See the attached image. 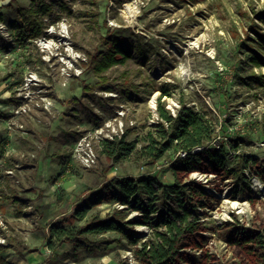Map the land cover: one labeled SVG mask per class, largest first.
<instances>
[{"label":"rangeland","instance_id":"rangeland-1","mask_svg":"<svg viewBox=\"0 0 264 264\" xmlns=\"http://www.w3.org/2000/svg\"><path fill=\"white\" fill-rule=\"evenodd\" d=\"M45 1L52 5L53 15L43 18V33L24 45L13 41L8 25L16 20L19 7L30 6V0H10L0 9V244L16 238L36 251L7 250L5 259L14 264H127L130 253L135 264H145L138 255L142 245L150 246L165 228L158 225L155 214L145 220L144 208L151 199L145 195L120 207L124 197L113 179L150 176L174 186L169 168L173 150L153 165L136 154L159 123L157 99L163 88L167 95L161 101L172 116L182 105L212 112L215 140L227 145L228 166L240 163L246 178L240 183L248 187L242 190L234 178L221 179L205 171L180 179L196 183L204 195L200 200L180 198L183 209L200 226L182 242L179 263L264 264V90L242 87L236 78L249 68L246 60L252 53L264 56V42L250 30L264 34V0ZM126 4L136 9L133 17L124 13ZM109 33L129 39L135 49L134 60L104 73L110 80L125 78L134 85L128 98L117 91H82L84 84L98 82L87 68L86 53L105 51L99 39ZM242 42L252 50L242 48ZM137 47L147 57L145 64ZM253 71L264 73V68ZM120 109L125 110L124 140L134 142L135 151L110 158L91 135L96 162L83 167L74 156L75 144ZM105 186L113 200L88 204L83 220L63 226L70 230L94 217L104 220L107 214L119 213L129 223L123 232L85 235L108 246L104 251L59 246L55 239L48 244V237L33 230L31 206L21 205L25 214L14 217L11 193L39 206L48 227L58 212L68 208L71 212L76 203ZM175 203H154L156 213L176 210ZM173 222L184 226L180 218ZM38 255L40 260L34 259Z\"/></svg>","mask_w":264,"mask_h":264},{"label":"trees","instance_id":"trees-1","mask_svg":"<svg viewBox=\"0 0 264 264\" xmlns=\"http://www.w3.org/2000/svg\"><path fill=\"white\" fill-rule=\"evenodd\" d=\"M8 6L9 4L6 7ZM52 15V5L45 0H30L29 7H19L16 11V20L8 25L14 35L13 41L16 44L24 45L29 39L39 37L44 30L43 18ZM1 22H3V17L0 13ZM250 30L251 33H255L258 40L264 42V34L261 35L253 29ZM247 39L251 40L252 43L254 42V39H249V37ZM99 41L105 51L93 54L90 52L86 53L87 68L93 71L98 78V82L93 85L84 84L82 86L83 93L90 94L96 89L106 92L117 91L128 98V90L134 89V85L125 78L121 82L110 80L104 76V73L115 66H125L135 59L136 54L132 42L129 39H120L110 33L100 37ZM240 44L242 48L252 50L244 42ZM137 53L143 56L142 64H145L147 57L144 56L145 54L139 47H137ZM246 63L249 68L236 75L238 85L251 90H264V73L253 71V68H264V56L252 53ZM160 91L162 94L157 99L156 110L159 123L154 126L153 132L147 133L146 144L136 154L146 160L148 165H153L161 160L166 152L173 150L175 158L169 164V168L175 178L174 186L167 187L162 185L155 177L150 176L137 179L127 178L123 181L113 179V184L117 185L119 192L124 197L120 200L123 206H128L129 200H133L135 203L139 202V195L151 198L148 202L149 204L144 208L145 220H147V216L155 214L158 225L165 228L163 231L156 233L154 236L155 240L150 246L142 245V249L138 253L141 260L145 264H181L179 262L183 256L180 253L182 242L197 231L200 225L197 219H191V213L183 209V201H180V198L184 195L188 196L190 200H200L204 194L202 187L196 183H182L180 179L191 173L205 171L215 174L221 179L234 178L236 187H238V184L246 178L242 173L243 168L240 163L228 166L227 157L229 153L227 145L223 140H215L217 122L212 112L208 108L206 111L196 112L192 108L182 105L177 114L172 116L161 101L162 97L167 95V90L162 88ZM62 102L64 103V101ZM65 102L67 103V101ZM239 140L237 139L236 141ZM101 146L102 152L110 158L128 156L135 151V143L126 142L124 137L118 141H104ZM197 148L199 150L194 151ZM180 153H184L185 156L180 157ZM245 162L249 163V160ZM245 162L244 165L246 166ZM240 187L242 190L248 188L243 182L240 183ZM109 188V186H105L102 189L93 191L88 199L75 207L69 217L52 223L48 227V244H51L52 239H55L58 245L63 243L75 244L81 241L91 251H104L106 248L101 246L100 243H96V245L95 243L87 242L84 234L91 231L96 233H105L107 231L123 232V228L129 223L125 222L119 213L115 212L112 215H107L104 220H97L94 217L86 225L74 227L70 230L64 229L63 226L82 220L86 216L89 208L88 204L97 205L107 199L109 201V198L113 200L112 195L110 196L106 192V190L111 192ZM11 199L15 202H20V204L15 206L14 214L17 218L21 217L23 214L21 209L23 199L16 195H12ZM167 200L176 202V210L179 213L171 209L156 213L157 209L154 203L158 201L163 203ZM204 205L205 203L202 201L201 207H204ZM133 208L136 209V207ZM137 208V211L140 210L139 207ZM30 216L31 218L33 217L34 225L40 227L39 217L34 216V212ZM175 218H180L184 226H176L173 222ZM248 239L251 241L252 238ZM22 244L16 238H7L5 245L0 244V264H13L5 259L4 252L8 249L15 252L26 250Z\"/></svg>","mask_w":264,"mask_h":264},{"label":"built area","instance_id":"built-area-1","mask_svg":"<svg viewBox=\"0 0 264 264\" xmlns=\"http://www.w3.org/2000/svg\"><path fill=\"white\" fill-rule=\"evenodd\" d=\"M52 27V26H51ZM3 28L0 25V30ZM10 36V35H9ZM125 115V110L120 109L116 112V116L109 119L103 126L94 129L93 133H88L80 137L74 146V156L77 161L85 168L92 167L96 162V156L93 152L91 142L89 137L94 135L98 142L102 143L104 141H118L125 134L123 117ZM181 156H185L184 153H180ZM125 207V206H120ZM3 242V240H2ZM1 242V243H2ZM128 258L126 259L127 264H135L132 255L128 253Z\"/></svg>","mask_w":264,"mask_h":264},{"label":"crops","instance_id":"crops-1","mask_svg":"<svg viewBox=\"0 0 264 264\" xmlns=\"http://www.w3.org/2000/svg\"><path fill=\"white\" fill-rule=\"evenodd\" d=\"M12 195H16V193H11V195H10V199H11V197H12ZM16 196H18V195H16ZM18 197H21L22 199H23V202H21V205L22 206H26V207H28V206H31L32 207V210L31 211H29L28 212V215L30 216V214L32 213V212H34V216H37V217H39V219H40V227H36L35 225H34V223H33V217L31 218V216H30V218H31V221H32V224H33V230L35 231V232H42L43 233V236H45L46 238L48 237V227L52 224V223H54V222H56V221H60L61 219H63V218H67V217H69L70 216V214L74 211V209L70 212V209L68 208L66 211H64V212H58L57 213V215L54 217L55 218V221H53L52 223H50L49 225H48V227H45L44 226V222H43V220H44V211L42 210V209H40V208H38L39 206H37V205H34L33 204V201L31 200H29L28 198L26 199V198H24V197H22V196H18ZM26 200V202H24ZM13 201V200H12ZM85 200H83V201H79L78 203H76L74 206L76 207L78 204H80V203H82V202H84ZM13 203H14V205L16 206L17 204H20V202H15V201H13ZM23 203V204H22ZM14 206V207H15ZM22 206H21V209H23L22 208ZM23 211V210H22ZM23 214H25L24 213V211H23ZM22 214V215H23ZM107 215H109V214H107ZM106 215V216H107ZM14 217L15 218H17L16 216H15V214H14ZM22 217V216H21ZM21 217H18V218H21ZM85 218V217H84ZM83 218V219H84ZM82 219V220H83ZM78 221V220H77ZM79 221H81V220H79ZM74 224V223H73ZM65 225H71V224H65ZM86 225V224H85ZM84 226V225H83ZM77 227H82V226H77ZM88 233H90V232H88ZM87 234V233H86ZM86 234H84V237L86 238V240H87V242H90V243H100L101 244V246H103V247H105V244L103 243V242H100V241H96V242H92V241H89L88 239H87V237L85 236ZM81 245L82 247H84L86 250H87V252H94V251H99V250H90L89 248H87V246L83 243V242H78V243H75V244H68V243H63V244H60L59 246H62V245ZM58 245V244H57ZM97 245V244H96ZM24 246V245H23ZM59 246H57V247H59ZM25 248V247H24ZM106 249H108V246L107 247H105ZM26 249V248H25ZM54 249V248H53ZM8 250H11V249H8ZM29 250H33V251H29ZM21 251H29V253H33V252H36L34 249H26V250H21ZM7 252V250L5 251V253ZM11 253H16L15 251H11ZM34 254V253H33ZM40 257H41V255H38L37 257L36 256H34V259H38V260H40ZM6 260H8V261H10V259H6ZM11 262V261H10ZM14 264V263H13Z\"/></svg>","mask_w":264,"mask_h":264},{"label":"bare ground","instance_id":"bare-ground-1","mask_svg":"<svg viewBox=\"0 0 264 264\" xmlns=\"http://www.w3.org/2000/svg\"><path fill=\"white\" fill-rule=\"evenodd\" d=\"M124 13L130 17H133L136 13V9L132 5L126 4Z\"/></svg>","mask_w":264,"mask_h":264},{"label":"water","instance_id":"water-1","mask_svg":"<svg viewBox=\"0 0 264 264\" xmlns=\"http://www.w3.org/2000/svg\"><path fill=\"white\" fill-rule=\"evenodd\" d=\"M10 3V0H0V9L4 6H7Z\"/></svg>","mask_w":264,"mask_h":264}]
</instances>
